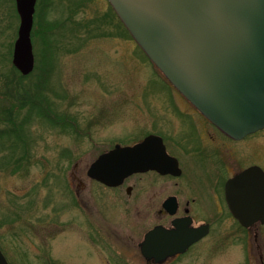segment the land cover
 Segmentation results:
<instances>
[{"label": "rangeland", "instance_id": "rangeland-1", "mask_svg": "<svg viewBox=\"0 0 264 264\" xmlns=\"http://www.w3.org/2000/svg\"><path fill=\"white\" fill-rule=\"evenodd\" d=\"M20 23L17 0H0V111L14 106L20 120L29 121L31 93L13 91L14 84L34 90L48 69L44 92L54 112L74 115L78 131L87 132L79 136L37 114L26 125L30 144L16 150L14 162H7L10 141L0 143V248L10 264H148L138 243L154 216L122 212L110 222L115 232L93 244L71 221L80 210L71 203L67 181L90 197L87 170L104 148L142 136L145 122L170 124L171 114L183 131L195 132L193 118L180 117L168 104L173 96L182 100L177 89L130 37L108 0H38L35 68L26 79L13 63ZM8 126L1 116L0 129ZM245 153L242 163L264 166L258 149L246 146ZM217 229L220 246L165 264H262L264 224L244 231L224 218Z\"/></svg>", "mask_w": 264, "mask_h": 264}, {"label": "water", "instance_id": "water-1", "mask_svg": "<svg viewBox=\"0 0 264 264\" xmlns=\"http://www.w3.org/2000/svg\"><path fill=\"white\" fill-rule=\"evenodd\" d=\"M110 2L151 60L226 134L242 138L264 128V0ZM36 3L17 0L21 23L13 63L24 75L35 68ZM154 142L149 136L131 146L118 144L95 159L88 173L118 185L137 171L167 172L172 157L165 150L153 151ZM226 193L231 211L244 226L264 223L261 166L252 165L230 179ZM205 233L201 228L163 232L156 227L147 232L143 253L163 262ZM0 264H10L1 248Z\"/></svg>", "mask_w": 264, "mask_h": 264}, {"label": "flooded vegetation", "instance_id": "flooded-vegetation-1", "mask_svg": "<svg viewBox=\"0 0 264 264\" xmlns=\"http://www.w3.org/2000/svg\"><path fill=\"white\" fill-rule=\"evenodd\" d=\"M109 6L113 7L110 2ZM176 93L175 95H179L182 100H176L173 96L168 104L171 102L173 110L180 117L193 118L195 132L183 131L182 124L178 122L176 116L171 114L170 124L165 122L160 125V128H155L153 120L151 123L145 122L142 127H146L147 132L142 136L125 143L117 141L108 148H104L97 156L98 158L118 144L131 146L153 136L155 142L152 150L157 153L165 150L172 157V161L168 158L167 172L156 168L137 171L127 176L118 185H108L91 177L88 168L87 175L94 186L91 187L90 197H87L81 189H71V183L67 181L71 203L80 210L71 221L77 222L80 229H84V233L90 237V242L93 244L101 243L102 236L109 231L115 232L111 223L122 212L128 213L132 208L142 219H148L145 216H154L155 221L144 232L138 243L148 264H165L190 253L201 256L200 253H207L208 248H217L223 240V233L218 231L217 222L224 218H230L236 227L240 226L244 231H251L257 224H263L259 222L245 227L239 222L229 206L226 186L230 179L252 166L242 163L246 146L258 149L259 157L264 159L262 157L264 137L261 135L264 128L242 138H234L210 120L178 89ZM167 106L164 107L167 108ZM167 109L169 112V106ZM76 132L79 136H86L87 131ZM164 160L167 163L166 159ZM261 167L264 169V166L261 165ZM75 178L80 182L83 181L78 176ZM156 227L163 232L176 228L184 230L201 228V231L206 233L197 238L185 251L168 256L163 262H158L155 258H147L142 247L147 232ZM208 238L210 240H207ZM260 257L261 263L264 264V251H260Z\"/></svg>", "mask_w": 264, "mask_h": 264}, {"label": "trees", "instance_id": "trees-1", "mask_svg": "<svg viewBox=\"0 0 264 264\" xmlns=\"http://www.w3.org/2000/svg\"><path fill=\"white\" fill-rule=\"evenodd\" d=\"M125 27V26H124ZM126 28V27H125ZM127 32L129 33L130 37H132L130 31L126 28ZM50 45H52L51 43H49ZM16 69V67H15ZM17 73L19 76L22 77V79H26L30 77V74L28 75H21V71H19V69H16ZM49 72L48 69H45ZM47 72V73H48ZM44 73L42 76V79L39 81V84L37 85V88L32 90L31 88H27V87H22V83L20 81H17L16 84H14L15 86L13 87V91L15 88V91H17V93H22V91H25V93H31L30 94V98H32V102L30 105V112L32 116H28L29 121L33 118H35V115L37 116V114L40 115H44L47 118H53L54 120H52V118L50 119L51 123L53 122L54 124H56L57 122L62 126V128L65 129H73L78 131V125H77V118L72 115V114H68L67 112H62V113H57L54 112V108L53 106L50 105L49 103V96L44 92V89L46 88V84H44L43 81H47L48 75L49 73ZM41 76V75H40ZM35 99V100H34ZM51 100V99H50ZM49 117H48V116ZM3 116L4 119H6L9 123V126L7 128H1L0 129V143H5L6 140L10 141L9 145H8V149L10 151V154L7 158V162L10 163V160L13 159V156L15 155V152L18 148L23 147L25 145L30 144V139L29 137L26 135V130L27 127L30 124V122L26 119L20 120L21 114L19 113V111L17 112L16 109L14 108V106H11L9 109L5 108V110H2V112L0 111V117ZM5 138V140L3 139ZM6 147V146H5ZM16 160V159H15ZM17 160H24L22 159H17ZM11 161V162H12ZM14 162V161H13Z\"/></svg>", "mask_w": 264, "mask_h": 264}]
</instances>
